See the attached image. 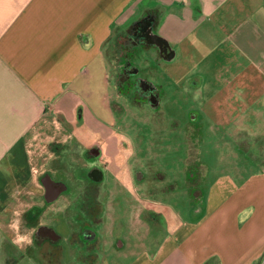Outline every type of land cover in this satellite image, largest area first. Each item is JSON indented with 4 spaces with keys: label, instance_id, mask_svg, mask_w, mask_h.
Wrapping results in <instances>:
<instances>
[{
    "label": "crops",
    "instance_id": "obj_1",
    "mask_svg": "<svg viewBox=\"0 0 264 264\" xmlns=\"http://www.w3.org/2000/svg\"><path fill=\"white\" fill-rule=\"evenodd\" d=\"M146 14L151 15L156 33L175 50L173 60L185 47L183 41L197 37L203 24L210 22L208 53L214 56L221 50L232 57L212 68L211 104L206 109L199 107L200 120L209 133L217 130L236 143V149L256 153L254 160L243 157L233 175L223 174L212 182L198 176L199 182L207 184L201 204L179 225L169 223L150 198L173 185L161 189L150 181L145 186L144 179L134 175L135 169L144 170L142 163L122 159L123 128L112 106L109 43ZM193 41L191 49L200 42L199 38ZM94 79L95 87L102 88V97L109 90L108 121L92 116L85 104L84 98L95 94ZM196 85L207 84L199 81ZM53 114L75 130L71 131L74 142L66 145L83 146L98 133L106 138V150L113 160V185L108 194L104 182L105 201L114 198L120 203L130 189L143 202L138 206L134 200L130 212L137 234L134 241L141 245L131 251L136 256L134 264H153L161 257L157 264H169L167 259L174 254L179 255L176 264H227L229 248L240 247L245 238L230 245L225 225L238 224L241 233L251 232L249 238L264 232V0H0V264H23V249L33 246L28 242L30 230L20 229L19 219L25 210L21 198L24 193L32 194L27 187L34 179L28 134L41 118ZM78 133L81 140H77ZM251 166L255 170L249 173ZM73 181L74 185H68L77 192L83 183ZM124 214L122 203L111 210L106 201L99 228L102 264H119L118 251L125 247L123 239L118 241ZM110 233L116 235L118 244L105 249ZM167 242L173 244L165 249ZM144 245H153L154 250L149 252ZM32 262L40 264L36 259L27 263Z\"/></svg>",
    "mask_w": 264,
    "mask_h": 264
},
{
    "label": "rangeland",
    "instance_id": "obj_2",
    "mask_svg": "<svg viewBox=\"0 0 264 264\" xmlns=\"http://www.w3.org/2000/svg\"><path fill=\"white\" fill-rule=\"evenodd\" d=\"M141 16L142 15H140V17ZM140 17L137 18L136 22ZM122 31L124 32L126 29ZM197 38H199L200 42L198 41L199 43L196 48L194 46L193 49H191L192 43L194 42L193 39L197 40ZM113 39L110 41V46L108 48L110 69L112 65L110 50L112 49L111 45ZM183 46L185 47L178 52L173 61H165L160 58L156 59L155 48H150L147 55L143 54L146 60H151L152 58H155V61L158 60L150 71L152 72L155 82L162 89V96L160 99L161 109L158 112L151 113L147 108H144L143 110L145 111L143 114H138L128 109L126 110L128 114L121 115L122 117L120 118V122L124 125V129H122L123 133L120 134V138L127 144L125 152H121L122 159L127 162L135 161L137 163H142L144 171L147 168V172H151L153 175L158 173L156 176L152 175V178H154L151 180L146 177L144 180L145 186L146 182L150 183V181L158 185L161 189H166L167 184L173 185V189L165 190L166 192L162 190L164 193H155L150 198L157 202L156 209L163 211L165 219L167 218L169 223L174 221V225H179L178 223H182V220L189 218V214H193V209L195 207L194 195L196 192L189 193L186 190L187 181L191 180L193 182L195 179L191 176V171L198 170L200 175L206 176V179L212 182L220 175H233L236 168L240 166L243 157L247 155V157L254 160L253 156L256 154L253 150L249 153L246 152L244 147L241 150L236 149V143H232L230 139L228 140L217 130L213 131V129H211L213 133H209L206 125H201L200 132L196 129L200 126L198 124L201 122V106H203V109H206L211 104V89L215 86L213 69L218 65L228 63L232 57L221 50H216L214 56L208 53V51H211V49H209L211 47L210 22L207 21L203 24L197 37L193 38L190 36L189 39L184 40ZM109 76H111V71ZM95 81L97 80L94 79L91 86V88L95 90V94L91 96V98L85 97V104L88 105L87 109L90 114L92 113L94 116L108 121V113L105 109L106 104L109 105V90L105 96L102 97V88L99 86L95 87ZM199 81H203L204 85H207L202 88L197 85L195 87V84H198ZM117 99L118 97H116V100ZM118 101L120 103L122 102L120 98ZM81 108L82 107H79L78 111H81ZM196 117L199 120H196ZM71 131L75 130H73L70 123L53 114L44 119L41 118L32 134H28V138H30L28 149L31 155L34 179L27 187V190L31 191L32 194L42 192L39 176L44 170H49L53 177L60 178L68 182L69 185L75 184L72 176L74 173L71 170H73V166L82 164V159H79L77 155L70 156L69 152H67V161L71 166L70 168H65L67 173L58 168L60 161L55 159V154L51 151L54 144L73 143L75 134L73 135ZM76 137L77 140H81L79 133ZM191 142H193V144ZM187 144L188 146L191 144L189 152H187L188 148L186 149ZM254 170L255 166L248 168L249 173ZM159 175L163 176L160 177ZM112 183L113 178L110 172L105 181L108 194L113 185ZM196 185L197 187L200 186L202 189L207 187L206 183L197 181ZM131 191L130 189H126L125 194L122 196L123 200H120L125 212V226H123L118 236L120 237L118 241L123 239L125 247L121 248L119 246V248H121L118 251V253L121 254V257H119V264H134L132 261L136 256L131 255V251H133V249L137 251L141 246L134 241L137 234L133 232L131 227L132 221H130V212L133 209L132 202H134V200L138 206L143 204V202L141 199H136ZM28 194L31 193H24L21 198L25 208L31 203ZM39 201L42 204L43 199L41 198ZM106 201L111 210L118 209V205L120 206V203L115 201L114 198L106 199ZM49 207L50 209L42 215L41 221L49 222L54 225V231L58 233L60 237L59 243L67 250V252L64 250L65 260L63 264H68L66 260L69 247L66 248V246H68L67 240L70 234V227L67 218L64 213H62V210L65 208V203L57 200V202L51 204ZM137 213L138 212H136V215ZM160 219L161 223H164V218L160 217ZM109 222H112V220L110 219L108 223ZM217 229L220 230L221 228L218 227ZM223 229H225L226 234L230 235V245H233L237 240L245 238L240 247L229 248L231 253L230 257H227V259L230 258V261L227 264H264V232H258L254 238H249L251 232L244 230V232L241 233L238 224L225 225ZM188 231L190 233V229ZM142 233L139 232V234ZM116 239V235L111 233L107 234L108 243L105 249H111L109 246L111 243L114 244L116 242L117 245L118 241H116ZM134 244H136V246ZM172 244L173 243L167 242L165 249L170 248ZM145 246L149 252L154 250L153 245H144L142 248H145ZM234 254L237 255L235 256ZM178 256V254H174L173 257L168 258L167 261L170 262L169 264H176V260H179ZM158 259L162 260L163 257ZM159 260L153 262V264H157ZM214 262H216L215 259ZM32 264L34 263L32 262ZM209 264H211V261Z\"/></svg>",
    "mask_w": 264,
    "mask_h": 264
},
{
    "label": "flooded vegetation",
    "instance_id": "obj_3",
    "mask_svg": "<svg viewBox=\"0 0 264 264\" xmlns=\"http://www.w3.org/2000/svg\"><path fill=\"white\" fill-rule=\"evenodd\" d=\"M150 16H147V14L142 16L137 22L133 23V27L129 30L117 33L111 45L110 60L112 65L110 84L114 97L116 96L122 100L120 103L115 97L112 106L115 108V113L119 117V120L122 117L121 115L128 114V111H126L128 109L138 114H143L145 111L143 110L144 108H147L151 113L158 112L161 109L160 99L162 89L155 82L150 71L158 60L155 61V58L146 60L143 54L147 55L150 48H155L156 59L160 58L164 60L163 57L172 46L170 45L165 53L161 52L157 46L147 43L145 36L146 30L143 22L148 19L150 20ZM154 25V22L151 21V27L156 32ZM195 119L199 120L197 117ZM201 123L196 128L199 132ZM120 125L124 129L122 122H120ZM191 143L193 144V142ZM121 145L123 146L122 149L127 148V144L123 140L121 141ZM106 147H108L106 138L103 134L98 133L83 146H70L61 143L54 144L51 148V151L55 154V159L60 161L58 168L61 171L67 172L65 168L71 167L67 161V152H69L70 156L77 155L79 159H82L81 166H73V170H71L74 173L72 175L73 178L79 180L83 185L92 184L97 188L96 192L92 195L91 201H85L86 206L83 208V213L78 217L79 221L87 223L86 226L83 224L80 227L79 225L77 230L80 232L77 233L76 230L73 234V230L69 226L71 229L67 240L68 246H66V248L69 247L66 260L68 264H72L73 262L86 263L89 256L95 259L96 257H100L101 235L99 228L102 225L106 210V201L102 198L104 194L102 188L107 176H109L110 172L112 173L111 165L113 162L111 155L107 153L108 149L106 150ZM117 157L114 158L115 163L118 161ZM47 174L53 179V185L55 187L61 188L62 184L60 182L66 184V189L60 191L57 197L51 202L46 201L45 187L42 181V178ZM157 174L155 173L153 175L151 172L148 173L147 170H134V175L144 180L146 177L152 178V175L156 176ZM159 176L162 177L163 175ZM191 176L195 179L193 182L191 180L187 181L186 189L189 193H199L200 196L198 195L194 198L195 207H198L202 201V188L196 185V181L199 182L198 176H200V172L198 170L191 171ZM39 182L42 187V192L30 194L28 197L31 199V203L19 214L20 229L30 230L31 243L33 244L32 247L27 246L23 249L22 263L26 264L29 260L36 259L40 264H63L65 260V249L59 243V234L54 231L53 224L41 221V217L50 209L49 206L51 204L60 200L65 203V208L62 211L67 213V221L69 224V209L74 204L77 192L71 190L66 181L53 177L49 170H44L40 174ZM41 198L43 199L42 204L39 201ZM91 211H93L92 214ZM97 250L99 251V256L94 252ZM65 251L67 252V250Z\"/></svg>",
    "mask_w": 264,
    "mask_h": 264
},
{
    "label": "water",
    "instance_id": "obj_4",
    "mask_svg": "<svg viewBox=\"0 0 264 264\" xmlns=\"http://www.w3.org/2000/svg\"><path fill=\"white\" fill-rule=\"evenodd\" d=\"M143 23H144V28L146 30L145 36L147 43L157 46L161 52L166 53L168 48L170 47L169 41L165 37L153 31V28L151 27V21L149 19L145 20ZM174 57H175V50L170 47V50L163 57V59L165 61H172ZM42 181L45 187L47 202L53 201L57 197L58 193H60V191L66 189V184L64 182H60V184H62L61 188L55 187L53 185L54 181L49 174L45 175V177L42 178Z\"/></svg>",
    "mask_w": 264,
    "mask_h": 264
},
{
    "label": "trees",
    "instance_id": "obj_5",
    "mask_svg": "<svg viewBox=\"0 0 264 264\" xmlns=\"http://www.w3.org/2000/svg\"><path fill=\"white\" fill-rule=\"evenodd\" d=\"M131 27H133V23L127 28V30H129ZM96 190H97L96 186L92 184H86V185L77 187V190H76L77 195H76V198L74 199V204H72V206L69 209V216H68L70 227L73 230L72 234L77 230V228H79V225L80 227H82L83 224L86 226L87 223H84L83 221H79L78 217L80 216V214L83 213V208L86 206L85 201H91L92 195L96 192ZM92 213L93 211H91V214ZM76 232L79 233L80 231L77 230ZM72 236H71V239H72ZM94 252L97 253V255L99 256L98 250ZM99 260H100V257H96L95 259L94 257L89 256L86 263L73 262L72 264H75V263L76 264H100Z\"/></svg>",
    "mask_w": 264,
    "mask_h": 264
},
{
    "label": "clouds",
    "instance_id": "obj_6",
    "mask_svg": "<svg viewBox=\"0 0 264 264\" xmlns=\"http://www.w3.org/2000/svg\"><path fill=\"white\" fill-rule=\"evenodd\" d=\"M29 243L31 242V241H28Z\"/></svg>",
    "mask_w": 264,
    "mask_h": 264
}]
</instances>
